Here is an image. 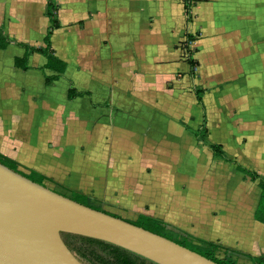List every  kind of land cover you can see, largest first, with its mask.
I'll list each match as a JSON object with an SVG mask.
<instances>
[{"label":"crops","instance_id":"1","mask_svg":"<svg viewBox=\"0 0 264 264\" xmlns=\"http://www.w3.org/2000/svg\"><path fill=\"white\" fill-rule=\"evenodd\" d=\"M57 2L59 7L55 16L61 25L53 29L50 46L54 55L67 62L60 77L44 84V73L52 72L39 68L45 62L44 57L32 52L27 55L29 67L21 68L15 64V57L22 55L23 47L12 41L5 47L0 46V153L3 156L44 175L46 181L55 180L71 186L72 191L85 190L87 181H92L94 185L108 186V190L115 191L125 203H130L135 195H154V190H158L156 186L149 188L148 193L133 185L137 181L150 179V175L155 173L160 174V179L170 178L172 169L169 170L166 164L172 163L174 174L182 173V166L171 161L164 152H146L142 144L144 141L135 139V135L125 134L128 131L124 130L133 127V120L137 116L129 108H143L144 112L139 115L140 118L145 117L146 121H152L155 113L162 111L171 114L181 120V125L191 134L190 129L201 125L202 108L197 102L195 89L189 97L195 109L191 112L182 109L180 93L165 86L168 79L176 81L173 84L176 87L184 86L188 78L192 79L188 73V63L187 66L186 63L181 65L185 75L180 80H175L173 74L178 65L163 63L166 57L175 58L177 54L172 46L175 38L185 36L186 30L195 33L198 30L193 29H201L194 39L199 56L195 57L197 65L193 78L200 77L202 83L197 87L204 88L202 99L207 87L223 82L233 89V96L236 89L238 94L244 96L246 105L239 104L242 112L236 117L239 124H232L231 129L246 136L244 150L252 159H257V171L264 176V0H197L192 6L189 23L185 21L183 0ZM203 2L209 4V10H213L214 17L219 20L222 18L215 8L228 6L227 14L221 15L224 18L228 16L226 21L230 22L229 28L239 21L233 15V7L238 16L250 14L257 20V32L252 44L257 53V64H240L238 67L229 64L225 76L218 81L207 80V66L201 63L205 55L199 47L204 34L202 23L196 18V8ZM45 9L46 0H0L2 41L8 37L33 46H43V36L48 27ZM175 29L177 32H173ZM193 49L196 50L195 46ZM237 78L238 84L229 83V79ZM70 85L77 91L87 90L89 93L69 98L67 88ZM100 89L105 91L101 98L97 94ZM204 100L205 97L203 103ZM149 107H154L153 114L146 111ZM186 111L189 115L191 112L193 118L188 116V120L184 121L181 116ZM206 126L208 129L209 123L206 122ZM237 141L241 149V140L238 138ZM84 142L86 147L81 151L79 147ZM195 143L206 147L196 139ZM217 144H222L226 151L225 142ZM196 155V150L188 152L190 179L194 177L195 181H199L196 183L198 188H201L199 184L202 181L214 187L219 179L207 170V166L205 170H199ZM143 157L150 158V175L139 167L135 169L134 160L139 158L141 161ZM238 189L240 194L234 196H238V199L224 200L218 205L219 214L214 219L201 218L200 215L196 219L197 215H191L192 221L185 225L173 222L168 216L153 213L148 216L160 218L196 237L256 256L264 253V218L253 219L260 189L254 195L253 206L246 201L249 193ZM190 206L184 207V212L194 211L188 209ZM198 209L195 211L198 212ZM139 214L147 215L144 212ZM244 262L250 261L241 263Z\"/></svg>","mask_w":264,"mask_h":264},{"label":"rangeland","instance_id":"2","mask_svg":"<svg viewBox=\"0 0 264 264\" xmlns=\"http://www.w3.org/2000/svg\"><path fill=\"white\" fill-rule=\"evenodd\" d=\"M208 5L207 2H203L196 8V18L202 23L204 36L200 39L199 47L202 49V54H204L205 57L201 60V63L206 64L208 68H206L209 75L207 80L210 82L218 81L225 76L229 64H233L236 67L240 66V64H257V61H255L257 53H255L256 50L252 46V44H254L255 32H257V20H254L250 14L244 17L238 16L235 12V7H233V15H236L235 17L239 21L234 27L229 28L230 22L226 21L228 16L226 15V18H224V16L221 15L227 14L228 6L215 8L217 10L216 12L219 13L218 15L222 18V20H219L214 17V12L213 10H209ZM177 10L178 9H176V11ZM176 11L174 15H176ZM190 27L194 28L192 25H190ZM185 29L188 28L185 27ZM182 30L181 28V31ZM195 30L201 33V29H193L192 31ZM173 32H177V30L175 29ZM184 38L185 36L183 35L175 38L172 46L173 49L177 51V54L175 58L166 57L163 62L165 64L178 65L176 66L178 68L174 69L173 73L175 80H180L185 75L184 68L181 66L187 62V55H185V50L182 48ZM196 44L197 41H194L189 44V47L191 49V54L198 58V47ZM193 46L196 48L195 51ZM167 56L170 55L167 54ZM185 65L187 66V63ZM230 70L232 71V69ZM199 78V76L197 79L188 78L189 81H186L184 86L179 85L178 87L173 86V84L176 83L173 79L165 81V86L167 88H173L180 93L183 102L182 109L186 108L187 110H191V112L195 110L193 101L189 97L194 88L202 83L199 81ZM230 80L231 79H229L230 84H238L239 78L233 79L232 81ZM207 88V93H204V103L206 106L205 116L206 122L209 123L207 138L215 143L225 142L227 145L226 151L230 156H234L241 161L242 164L257 170V159H252L244 150V146L247 142L246 136L231 129L232 124H239L236 117L239 112H242L239 104L241 106L246 105L244 96L238 94L237 89L234 91L236 94L233 96V89L225 84V82ZM100 90L101 91L97 92L99 98H101L105 92L102 89ZM233 97L235 99H233ZM236 100L239 103L236 102ZM129 109H133L134 114L136 113L137 116H135L133 120V127L127 126L129 130H124L128 131V133L125 134L127 136L135 135V139L144 141L146 144L142 142L144 145V147H142L144 150H147L146 152L148 153L158 154L164 152L165 155L170 157L171 161H175L178 166L183 167H181V169L179 168L183 172L181 173L179 171L177 174H174L173 165L169 163L166 165H168L169 170L172 169L171 173L173 174H170V178L160 179L161 177L158 173L150 175L152 166L149 157H146L147 160L143 157L141 161L138 158L134 160L136 164L135 169L139 167L142 172L148 173L151 178L140 182L137 181L135 183L136 185L133 186L141 191L147 190L146 192L148 193L150 192L149 188L156 186L158 190H154L156 191L154 195L152 193H150L152 194L151 196L135 195L132 197L130 203H125L118 198L119 196L115 191L111 189L108 190V186L105 187L103 184L94 185L92 181H87L88 185L85 187V190L81 188L80 192L90 193L92 203L101 206L106 211L116 213L118 216L120 215L128 219H133L137 213L144 212L147 215L153 213L159 216H168L173 222H180L185 225H187V222L190 223L192 221H190L191 215H197L196 219H198V215H200L201 218L206 216V218L214 219V217H217L219 214L217 211L220 209L218 205H221L224 200H228L229 198H232V200L238 199V196L234 197L241 192L238 188L244 191L246 190L249 193L246 197V201L249 206H253L254 195L257 193L258 189H256V181L249 180V177L240 170H237L233 164L226 163L221 160V158L219 159L218 157L212 156L207 147L197 146L192 134L187 128L185 129L181 125V120L172 117L173 115L170 113V115L164 114L162 111L158 114L155 113V117L152 121H146L145 117L140 118L139 115V113L144 112L143 108L131 106ZM146 111L151 113L154 111V107H149ZM187 112L188 111L181 116L184 121H187L188 118H193L191 112L190 115ZM87 124H89V122ZM238 138L241 140V149L238 147ZM85 145V142L81 144L79 147L81 151H84ZM161 146H164V148H161ZM190 150H196L199 170H205L207 166V170L212 173L217 180L219 179L215 185L212 184L214 187L211 188L207 181H202L199 184L201 188H198L196 187V183H199V181H195L194 177L190 179L191 174L189 172L190 164L188 156ZM18 168L23 172H30L27 166L19 164ZM43 184L49 189L52 188L67 195H70V190L72 191L71 186L63 185L55 180H44ZM249 196L250 198H248ZM187 206H190L188 209L191 208L194 211L190 210L187 213L184 212V207ZM196 209L199 211H195ZM72 242L73 245H79L80 242H82L85 246L87 245L88 248L93 249L98 255L105 257V259L110 257L108 250L105 249V246L102 244L85 243L82 240L74 239H72ZM71 252L84 264H90L88 260H84L75 251L71 250ZM260 254L264 256V253ZM233 256L237 257L239 262L250 261L249 255L238 250L233 252Z\"/></svg>","mask_w":264,"mask_h":264},{"label":"water","instance_id":"3","mask_svg":"<svg viewBox=\"0 0 264 264\" xmlns=\"http://www.w3.org/2000/svg\"><path fill=\"white\" fill-rule=\"evenodd\" d=\"M90 236L158 264H218L173 239L73 200L0 162V264H84L61 232Z\"/></svg>","mask_w":264,"mask_h":264},{"label":"trees","instance_id":"4","mask_svg":"<svg viewBox=\"0 0 264 264\" xmlns=\"http://www.w3.org/2000/svg\"><path fill=\"white\" fill-rule=\"evenodd\" d=\"M197 0H183V13L185 16V21L187 23L191 20V10L192 6L196 3ZM59 4L57 0H46V9L44 10V15L47 18L48 27L47 30L43 36V46H33L30 45L27 42L20 41V40H13L8 37H4V41H2V34L3 30L0 28V46L5 47L6 44L9 42H16L17 45L23 47L24 51L21 56L15 57V64L21 68H27L29 67L28 64V58L27 55L32 52H37L39 55L45 58V62L43 65H41L39 68L44 71L45 69L52 70L51 73L46 74L44 73V84H49L54 79H57L61 76V74L65 71L67 67V62L61 59L60 57H57L54 55L53 50L51 48V35L54 28L59 27L61 24H59V21L57 20L55 16V12L58 9ZM199 35L198 32H190L189 30L185 31V38L183 40V50H185L186 61L189 65L188 73L193 78L196 75V65H197V59L191 54V49L189 47V44L194 41L196 36ZM195 89V95L197 102L201 105L202 112H201V125L195 129H190L192 134L194 135L197 142H199L202 145H205L207 149L210 151L211 155L214 157L221 158L222 160L231 163L235 166L237 170H240L242 173L247 175L252 181H256V184L258 185L260 189L259 198L255 207V211L253 214V219L262 220L264 218V176L259 173L257 170L250 169L241 162H239L236 158L233 156H230L222 147L221 144H217L214 142H211L207 136H208V129L205 122V105L203 103L202 99V93L204 91V88L202 87H196ZM84 93H89L87 90L83 91H77L75 88L68 86L67 88V96L69 98H75L77 96H81ZM0 162L3 163L8 168L23 173L24 175L31 178V180L37 182L38 184H43V181L47 179L44 175L38 173L37 171H30L29 173L23 172L18 168L19 163L15 160H12L10 158H7L3 156V154L0 153ZM70 197L82 204H87L89 206H92L97 209L104 210L106 213L119 217L116 213H112L109 211H106L101 206L94 204L91 202V196L88 194H84L77 191H69ZM124 218V217H123ZM126 220L139 225L140 227L147 229L149 231H154L158 234L164 235L168 238L173 239L176 243L189 248L191 250H194L198 252L199 254L205 256L206 258L218 263V264H264V256L256 255V256H248L250 259L249 263H241L238 261L237 257L233 256V252L235 250L230 249L226 246L219 245L217 243H214L212 241H207V239L196 237L190 233H186L180 229H177L173 227L172 224L157 218V217H151L148 215L143 214H137L135 218ZM62 238L64 242L69 246L68 248H71V250L75 251L80 257H82L84 260H88L90 264H158L153 263L147 259H144L138 254L131 252L125 248H122L121 246H115L113 244L107 243L104 240L90 237V236H80L75 235L70 232H61ZM72 239L74 240H82L85 243H99L105 246V249L108 250V254L110 255L109 258L105 259V257H102L98 255L93 249L88 248L87 245L85 246L82 242H80L79 245H73Z\"/></svg>","mask_w":264,"mask_h":264}]
</instances>
